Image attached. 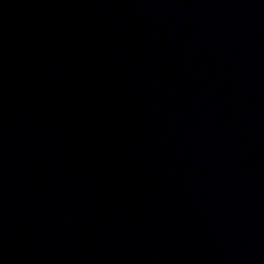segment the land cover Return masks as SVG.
<instances>
[{
	"label": "water",
	"instance_id": "water-1",
	"mask_svg": "<svg viewBox=\"0 0 264 264\" xmlns=\"http://www.w3.org/2000/svg\"><path fill=\"white\" fill-rule=\"evenodd\" d=\"M220 139L255 264H264V0H164Z\"/></svg>",
	"mask_w": 264,
	"mask_h": 264
}]
</instances>
